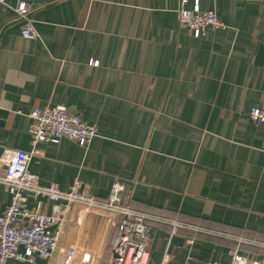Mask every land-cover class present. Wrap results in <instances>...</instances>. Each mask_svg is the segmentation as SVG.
Instances as JSON below:
<instances>
[{
    "label": "crops",
    "instance_id": "0c3cea01",
    "mask_svg": "<svg viewBox=\"0 0 264 264\" xmlns=\"http://www.w3.org/2000/svg\"><path fill=\"white\" fill-rule=\"evenodd\" d=\"M18 1L31 5L35 40L20 35ZM179 8L180 0L0 2V155L32 150V109L66 107L98 136L88 147L38 143L29 170L41 185L66 191L78 181L104 200L120 182L129 208L200 229L149 224L147 264H228L233 251L264 264V124L249 118L264 103V0H199L227 28L198 39ZM9 202L0 185V214ZM116 220L73 205L52 258L7 264H59L67 248L108 264Z\"/></svg>",
    "mask_w": 264,
    "mask_h": 264
},
{
    "label": "built area",
    "instance_id": "2783aa9c",
    "mask_svg": "<svg viewBox=\"0 0 264 264\" xmlns=\"http://www.w3.org/2000/svg\"><path fill=\"white\" fill-rule=\"evenodd\" d=\"M186 3L187 0H180L177 16L179 23L188 29L192 37L206 38L211 30L227 28L214 11H202L199 0H193L192 9L184 8ZM14 11L22 21L21 37L37 39L31 5L18 1ZM97 64V61H91V65ZM29 118L32 120L29 131L32 150L4 149L0 155V185L10 196L9 204L0 214V264H7L8 261L33 263L36 258H52L59 251L61 232L73 205L82 207L85 212L96 210L117 217V234L108 264H147L149 224H170L173 229L200 230L129 208L122 201L125 186L120 182L111 185L109 195L104 200L80 190L78 181L66 191L53 184L41 185L39 178L29 170L31 158L40 154L36 149L38 143L58 144L61 139L67 138L81 147H88L98 136V129L87 125L79 115L63 106L34 108ZM249 118L254 123L264 124V103L250 109ZM29 196L35 201L32 208L28 204ZM43 201L51 203L49 214L42 211ZM90 259L88 252L67 248L61 251L59 264H89ZM228 264L261 263L249 261L233 251Z\"/></svg>",
    "mask_w": 264,
    "mask_h": 264
},
{
    "label": "trees",
    "instance_id": "16d2710c",
    "mask_svg": "<svg viewBox=\"0 0 264 264\" xmlns=\"http://www.w3.org/2000/svg\"><path fill=\"white\" fill-rule=\"evenodd\" d=\"M115 232H116V231H115ZM116 234H117V233H115V238H114V240H113L114 242H115V239H116Z\"/></svg>",
    "mask_w": 264,
    "mask_h": 264
}]
</instances>
